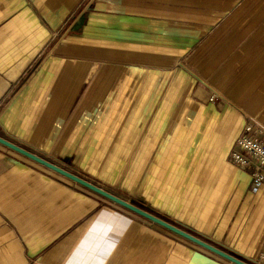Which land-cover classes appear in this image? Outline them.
I'll use <instances>...</instances> for the list:
<instances>
[{"label": "crops", "instance_id": "0c3cea01", "mask_svg": "<svg viewBox=\"0 0 264 264\" xmlns=\"http://www.w3.org/2000/svg\"><path fill=\"white\" fill-rule=\"evenodd\" d=\"M78 2L0 0V137L86 179L62 161L74 154L94 165L106 138L94 157L77 147L90 140L118 81H132L117 78L115 66L150 65L86 59V18L110 33L172 35L185 51L174 63L205 83L187 92V109L179 106L165 168L141 187V201L125 200L251 263L264 239V186L253 190L230 154L247 120L264 129V0H86L59 33ZM123 45L111 51L127 52ZM100 65L110 66L98 76ZM91 75L107 83L103 97L85 134L70 142L63 116ZM210 89L221 104L207 101ZM0 264L235 263L0 143Z\"/></svg>", "mask_w": 264, "mask_h": 264}, {"label": "rangeland", "instance_id": "374dc122", "mask_svg": "<svg viewBox=\"0 0 264 264\" xmlns=\"http://www.w3.org/2000/svg\"><path fill=\"white\" fill-rule=\"evenodd\" d=\"M85 1L79 0L74 9L70 11L68 18L56 28L59 29V33L68 21L70 22L71 15ZM85 22L89 34L85 40L86 59L93 57L101 60L102 58L107 60L110 57L131 61L145 59L150 62V65L124 68L126 70L115 66L114 71L117 70V78L122 76L127 80L132 79V81H118L117 89L108 100L106 108L102 110V118L90 140L86 145L77 147L78 151H83L81 153L83 156L94 157L102 138H106L94 165L90 168L84 167L85 165L82 163L78 164L76 158L78 159L79 155L75 156L74 154L68 155L62 163L71 167L86 180L93 181L95 185L121 198L139 202L141 201L139 194L141 187L151 185L156 180L158 169L165 168L164 152L167 146V137L172 134L175 127L173 120L179 106H184L187 109L189 106L187 92L194 93L198 86L204 85L202 83H205V79L203 76H198L197 80L200 82L194 81L195 78L191 77H194L193 74L196 76L199 72L194 71L192 74L194 69L179 66L177 64L179 61L174 63V59H178V57H180V61L183 60L185 51L172 46V35L153 33L134 35L132 32L125 33L123 30V32L116 33H112L114 32L112 30L110 33L108 28L96 29L97 26L94 25L100 24V19L86 18ZM88 24L90 25L88 26ZM106 24L109 25V22ZM118 26L125 25H120L118 20ZM73 31L76 32V29ZM94 32L96 33L94 34ZM58 39V34H54L53 42H57ZM69 42L74 41L70 40ZM123 44H126L127 52L118 49L111 51L116 48H124ZM96 65L97 62L86 67V73L89 75L92 70H99V65ZM100 66L101 72L98 76L109 70L108 66L110 65ZM175 66L179 67L176 69ZM93 72L96 75L97 72ZM187 72L192 76H189ZM174 74L175 76H173ZM87 78L81 84L82 92L70 101L68 112L63 116V127L66 125L68 128L67 135L70 142L78 137L81 139L87 131L95 112L93 111L94 106L103 97V92L101 94L99 92L103 91L102 88L107 84L97 83L96 80H93L92 75L89 77L92 80ZM173 85L177 86L178 93L176 89L172 90ZM207 99L209 103L216 106L223 102L220 92L216 89H210ZM55 112L57 113L56 110ZM168 116L169 121L163 127L162 120L164 117L166 120ZM112 123L114 124L112 125ZM83 127L85 132L80 136ZM107 132L108 136L106 137Z\"/></svg>", "mask_w": 264, "mask_h": 264}, {"label": "water", "instance_id": "95a60500", "mask_svg": "<svg viewBox=\"0 0 264 264\" xmlns=\"http://www.w3.org/2000/svg\"><path fill=\"white\" fill-rule=\"evenodd\" d=\"M0 143H2L4 145L16 150L17 152H19V153L35 160V161L47 166L50 169L68 177L69 179L85 186L86 188H88V189H90V190H92L98 194H100L101 196L107 198L108 200L115 202V203L123 206L124 208H127V209H129V210H131V211H133V212H135V213H137V214H139V215H141V216H143V217H145V218H147V219H149V220H151V221H153V222H155V223H157V224H159V225H161V226H163V227H165V228H167V229H169V230H171V231H173V232H175V233H177V234H179V235H181V236H183V237H185L191 241H193L194 243L210 250L211 252H213V253H215V254H217V255L225 258V259L230 260L231 262H233L235 264H250V263L245 262V261H243V260H241V259H239V258H237V257H235V256L211 245V244H209L208 242H205L204 240L182 230L181 228L171 224L170 222H168V221H166V220H164V219H162V218H160V217H158V216H156V215H154V214H152V213H150V212H148V211H146V210H144V209H142L136 205H134L133 203H131V202H129V201H127V200H125V199H123V198H121V197L97 186V185H95L94 183H92V182H90V181H88V180H86V179H84V178H82V177H80V176H78V175H76V174H74V173H72V172H70V171H68V170H66V169H64V168H62V167L44 159V158L34 154V153H32V152H30V151H28L27 149L15 144V143L7 140V139L0 137Z\"/></svg>", "mask_w": 264, "mask_h": 264}, {"label": "built area", "instance_id": "2783aa9c", "mask_svg": "<svg viewBox=\"0 0 264 264\" xmlns=\"http://www.w3.org/2000/svg\"><path fill=\"white\" fill-rule=\"evenodd\" d=\"M264 129L247 120L236 138L230 162L237 168L247 170L253 180V190L264 186ZM251 264H264V239Z\"/></svg>", "mask_w": 264, "mask_h": 264}]
</instances>
